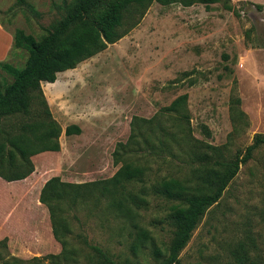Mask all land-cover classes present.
<instances>
[{
	"label": "rangeland",
	"instance_id": "rangeland-1",
	"mask_svg": "<svg viewBox=\"0 0 264 264\" xmlns=\"http://www.w3.org/2000/svg\"><path fill=\"white\" fill-rule=\"evenodd\" d=\"M252 1L220 0L209 9L202 3H153L115 44L60 73L56 83H43L63 134L59 152L32 157L36 192L54 177L73 185L112 178L124 164L116 165L113 153L118 143L130 138L135 118L161 115L184 94L193 137L218 148L216 158L222 161L243 154L257 134L264 135V6L257 9ZM77 2L0 0V23L9 40L4 60L23 66L27 52L11 48L16 31L40 38ZM1 39L0 33L2 58ZM176 118L165 116L164 121L175 125ZM73 124L82 133L67 137L64 131ZM145 155H128L126 160L145 162ZM163 157L166 160L150 157L151 176L158 170L161 176L188 180L196 167ZM140 187L129 189L138 193ZM144 197L148 201L143 207L132 206L138 214L134 223L167 253L175 234L167 217L172 203L150 193ZM64 217L72 232L65 236L68 251H73L69 264H99L90 246L100 247L116 264L156 263L152 244H133V223L119 219L96 196L77 209L66 206ZM250 233L264 264V147L241 166L220 202L208 210L182 251L180 264H233V250ZM20 250L13 254L7 244H0V264H54L47 256L63 253L60 243Z\"/></svg>",
	"mask_w": 264,
	"mask_h": 264
},
{
	"label": "trees",
	"instance_id": "trees-1",
	"mask_svg": "<svg viewBox=\"0 0 264 264\" xmlns=\"http://www.w3.org/2000/svg\"><path fill=\"white\" fill-rule=\"evenodd\" d=\"M219 1L78 0L54 29L40 38L17 30L11 48L26 51L28 56L23 66L0 61V177L8 182L24 180L35 172L32 157L61 150L63 129L52 115L43 83L54 84L60 73L75 69L115 44L139 24L153 3L184 7L202 3L209 9V5ZM188 107V94H184L164 108L161 115L152 119L135 118L130 138L126 143H118L113 153L114 163L124 164L112 178L79 185L62 182L58 177L46 182L40 202L48 208L54 237L63 247L61 255L47 258L54 264H61L62 260L69 264L73 260V251H68L69 241L65 237L72 233L64 217L65 207L77 209L96 196L119 219L133 223L136 230L133 244H152L155 264L181 263L182 251L208 210L220 202L241 166L249 164L256 151L264 147V135L257 134L243 154L238 152L230 161L217 159L218 148L193 137ZM174 115L178 116V123L166 124L165 116ZM64 133L67 137L81 135L82 129L73 124ZM139 154L149 155L144 156L145 162L126 160L128 155ZM164 155L196 166L191 177L186 180L161 176L158 170L151 176L150 157L166 160ZM136 185L141 186L142 195L129 189ZM146 192L172 203L167 217L175 234L167 253L156 245L147 230L134 223L138 214L132 206L143 207L148 201L144 197ZM84 243L90 244L87 240ZM90 248L99 264H116L100 247ZM257 250L256 238L250 233L233 250V264H262L263 260L256 256Z\"/></svg>",
	"mask_w": 264,
	"mask_h": 264
},
{
	"label": "crops",
	"instance_id": "crops-1",
	"mask_svg": "<svg viewBox=\"0 0 264 264\" xmlns=\"http://www.w3.org/2000/svg\"><path fill=\"white\" fill-rule=\"evenodd\" d=\"M256 5L264 6L258 3ZM0 33L3 36L2 61L7 58L6 47L9 40L1 23ZM35 175L33 173L24 180L12 182L0 177V242L6 241L13 254L19 249L26 250L30 244L35 247L38 244H59L53 234L49 210L40 202L41 191L47 181H43L36 192L34 188L38 186V180Z\"/></svg>",
	"mask_w": 264,
	"mask_h": 264
},
{
	"label": "water",
	"instance_id": "water-1",
	"mask_svg": "<svg viewBox=\"0 0 264 264\" xmlns=\"http://www.w3.org/2000/svg\"><path fill=\"white\" fill-rule=\"evenodd\" d=\"M57 82V80L55 81V83Z\"/></svg>",
	"mask_w": 264,
	"mask_h": 264
}]
</instances>
